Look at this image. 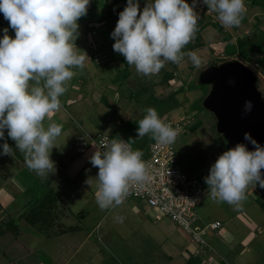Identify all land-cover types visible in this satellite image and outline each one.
I'll return each instance as SVG.
<instances>
[{
  "label": "crops",
  "instance_id": "1",
  "mask_svg": "<svg viewBox=\"0 0 264 264\" xmlns=\"http://www.w3.org/2000/svg\"><path fill=\"white\" fill-rule=\"evenodd\" d=\"M146 2L147 0H140L141 10ZM187 2L192 4L193 0ZM244 3L246 12L240 25L225 29L217 19L218 14L208 11L202 0H198L195 8L199 15L197 31L203 44L192 48L191 51H196L202 62L217 52H224L226 40L223 36L226 34L230 36V42L235 43L237 38L247 35L255 40L264 33V0H244ZM126 4L127 0H93L89 4L87 15L78 21L79 34L82 37L80 39L79 36L75 43L79 49L82 48L79 50L80 54L86 56L85 67L82 70L73 69L74 75L67 82V91L60 97V111L46 118L45 125L49 120H53L63 125V129L55 140L51 153V158L56 164L55 172L47 179H41V185L44 186L42 194L35 196V189H30L27 182L16 173L5 177L4 183L0 185V220L9 217L11 212L7 211L9 215H5V210L11 207L17 195L18 200L21 198V205L13 213L18 216L20 222L41 229L35 231L38 234H35L37 237L35 236L32 243L39 247L37 249L47 261L40 259L35 264H114L106 255V252L111 254V247L116 248L115 253L119 256L116 258L117 264H156L158 261H161L159 264H186L193 257L196 259L200 256L196 253L197 248L195 249L196 245L191 241L190 235L169 218L140 209L130 200H123L122 204L108 210H101L96 203L95 194L98 187L94 177L98 168L92 166L90 156L87 155V152L95 149L92 139L101 131L113 134L112 132L118 129V133L120 130L123 132L133 121L131 108L120 107L118 89L108 88L111 87L110 80H115L120 71L123 72L121 78L132 81V84L135 79L141 80L148 88L143 86L139 100H148L149 95L159 98L160 92L167 91V84L174 80L179 82L175 89L188 85L191 75L198 70L187 57L179 65L165 62L159 73L150 76L141 75L134 66L128 65L125 58L113 50L115 40L111 37L119 13ZM84 18L88 22L86 26L83 24ZM1 24L0 21V27L8 28L9 35L14 38L15 33L8 23ZM3 28L0 29V39L3 37ZM192 43L193 40L190 44ZM85 46L91 51L90 55L86 54ZM90 60L97 66L101 65L99 67L104 71H108L106 79V72L99 73L98 67L90 66ZM166 73H172L168 81L163 79ZM183 83L186 84L182 85ZM129 90L136 93L133 88H128V92ZM92 106L93 112L101 118V124L94 129L86 127L77 119L86 117ZM134 128L135 126L133 132ZM134 134H137V129ZM78 137H83L86 141L82 151H78L75 145ZM1 141H6L13 148L10 163L23 168L26 165L24 155L16 149L15 141L7 134L0 139V143ZM146 141V136L139 139L142 143L140 146L146 145ZM68 147L73 151L70 156L66 152ZM29 174H32L31 177L38 176L34 171ZM90 177L91 185L86 183ZM6 180L12 181V184H6ZM30 190L31 195L28 193ZM247 196L251 198L252 204L243 202L239 209L232 207L231 211L235 212L228 216L225 202L217 203L218 209H222V214L219 215L225 222H221L219 229L208 231V238L212 243H208L209 251L205 252V258L201 259V262L197 260L199 264H264V204L258 203L259 199L263 203V194L257 187H252ZM32 209H35L34 213H44L36 215L35 224L28 218ZM29 216L32 217L31 214ZM45 218L48 220H44ZM44 221L49 222L48 226ZM205 221L207 223L211 220L206 218ZM197 223L202 224L200 217ZM18 233L20 236L22 230ZM139 234L143 236L142 240L137 239ZM94 235L104 245V248H101L103 252L99 248L100 244L93 239ZM48 241L49 249L45 245ZM219 241L222 243L220 247ZM27 250L28 256H31L32 251L30 248Z\"/></svg>",
  "mask_w": 264,
  "mask_h": 264
},
{
  "label": "clouds",
  "instance_id": "2",
  "mask_svg": "<svg viewBox=\"0 0 264 264\" xmlns=\"http://www.w3.org/2000/svg\"><path fill=\"white\" fill-rule=\"evenodd\" d=\"M202 3L218 14L225 29L239 26L246 12L244 0ZM89 4L90 0H0V13L15 33L13 38L5 28L0 39V139L7 130L29 170L41 178L55 172L51 153L63 129L53 120L45 125L46 118L60 111V97L67 91L73 69L85 67L86 56L80 54L75 41L78 21L87 15ZM197 4L198 0L192 4L187 0H147L141 10L140 0H127L111 33L113 50L144 76L159 73L165 62L179 65L185 57L199 69L202 59L197 52L183 51L198 30ZM244 108L250 112L252 101H245ZM137 123L138 139L151 135L160 144H172L179 134L153 107L146 108ZM244 140L247 143H237L219 155L204 178L208 196L235 209L247 199L250 184L264 188V145L249 132ZM132 143L134 140L116 137L101 140L100 146L93 144L96 150L90 163L98 168L95 195L101 210L119 206L132 183L149 179L142 153L133 150ZM12 152L5 141L0 155L12 156ZM86 183L91 185L92 177Z\"/></svg>",
  "mask_w": 264,
  "mask_h": 264
},
{
  "label": "rangeland",
  "instance_id": "3",
  "mask_svg": "<svg viewBox=\"0 0 264 264\" xmlns=\"http://www.w3.org/2000/svg\"><path fill=\"white\" fill-rule=\"evenodd\" d=\"M0 21L2 24L8 23V21L4 19L2 13H0ZM83 24H85V26L88 25L86 18L83 19ZM1 28L3 27H0V29ZM79 36L81 39L82 35L79 34ZM250 38L251 40L254 39L252 37ZM85 51H86V54L89 53L90 55L91 51L87 49V47ZM261 53L262 52L252 53L250 58L244 59L237 53L233 55H227L225 52L223 53L217 52L215 55H211L209 59L207 60L204 59L206 61H203L204 63L202 62L201 68L202 67L205 68L206 66H208L210 62L215 61V60L218 62H221V60H224V59H238L254 71L257 77L256 85L258 89L261 91V93L264 95V60L262 59V61L261 60L259 61V58H261L264 53L263 54ZM90 66L98 67L97 70L99 71V73L106 72L105 79L107 78L108 71H104V69L99 67L101 65L97 66L96 63L91 62ZM198 70H195L193 74L191 75L190 79L192 81L197 77L198 72H199ZM120 72L121 73L117 75L115 80L113 79L110 80L111 87H108V88H111L112 90L118 89V93L120 94V101H119L120 107L129 106L131 108V112H133V117H132L133 121L131 122L132 123L131 125L126 126L123 132L121 130L119 132L123 134L124 138H127L128 140H134V143H132V145L136 149V146H140V144L142 143L139 142L137 134L135 135L134 132L136 129H138L137 122L140 119H142L143 116L145 115L146 108L148 107L155 108L163 122H165L169 118L174 119V120L182 119V121H185V125H184L185 131L180 132L176 138V141L174 142L176 151L179 155L178 165L189 176H198L201 179H203V181L205 182L204 178L207 175H209L212 164L215 163L219 155H221L224 151L228 150L226 148L225 141L222 137V134L218 132L217 130L216 117L214 113L211 112L206 107H204V105L202 104L203 96L207 94L210 89L209 85L200 83L199 85H193L191 88H185L184 92L183 91L179 93L176 92L178 96L175 95L176 101H175V104H172V102H170L169 100H164V98L165 96H167L168 93H171L175 89V87H178L179 82H177V80L176 81L174 80L170 84H167V86H169L167 91L164 90L163 92H160L158 100L154 99L153 97H151L150 100L149 99L139 100L140 96L142 95L140 93L142 92V89L144 88L143 86H145V88H148V87L144 85L145 83H143L139 79L138 80L135 79L134 80L135 82L132 84V81L126 80L124 79V77L121 78V75L123 72L122 71ZM120 83L122 87L119 88ZM185 84L186 83H183L182 85H185ZM107 85L108 84H106V86ZM96 87H97V84H96ZM128 88L135 89L136 93L132 92L131 90H129L128 92ZM156 92L157 93L159 92L158 89H156ZM185 92L187 93L185 94ZM93 109L94 108L92 106L91 110L88 112L86 117L81 116V117H77V119L80 120L86 127L94 129L96 127H99V125L101 124L100 123L101 118L100 116L97 115V113L93 112ZM78 115L79 114H77V116ZM134 126L135 128L133 132L132 130ZM6 134H7V130H5V135ZM146 138H147L146 142H149L150 140H152L151 135H146ZM1 143L3 144V141H1ZM1 143H0V153H2ZM67 143L69 144V142ZM94 151L95 149L90 150L89 152H87V155L91 157ZM66 152H67V155L70 156L73 153L72 148L68 147ZM78 154L80 155L81 153H78ZM11 158H13V154L12 156L0 155V185L2 182L4 183L3 180L5 177H8L12 173H16L17 175L20 176L19 178L27 182L28 187L30 189H35L36 192L33 193L35 196L36 195L40 196L43 192L42 190H44V186L41 185L42 178L41 177L37 178L38 176L31 177L32 174H29L31 171L29 170L27 165H24L23 168H20L18 164L13 165L10 163V160H9ZM7 182L9 185L12 184V181L6 180L5 183L7 184ZM252 187H257L260 190L261 194H263V197H262L263 203L260 201V199L258 203L264 204V188H260L258 185L255 186L254 184H250L246 190V196H247L248 190ZM31 191L32 190L28 192L30 195H31L30 193ZM35 196H33V199H35ZM250 200L251 198L247 196V199L243 202L251 203ZM130 202L135 203L140 209H143L146 211V208L144 207V203L141 200L131 199ZM217 203L218 202H216L215 200H209L207 198L203 199L201 205L198 207V210H197V213L202 221L201 225L206 223L205 221L206 218H208V221L210 220L213 221L214 219L217 218L221 222H225L223 217L220 216L222 214V209H218ZM22 204H23V201H22ZM225 204L227 205L226 208H228L226 210L227 216L232 215L235 211H231L230 208H232L233 206H230L227 203ZM253 204L255 203L253 202ZM20 205H21V198L18 200V196L16 195V199L14 200V203L11 205L10 208H8L9 206H7L8 209L5 210V215L8 214L7 211L11 212L9 213L10 215L8 214L9 217L6 219L2 218V220L4 219L3 221L0 220V264H35L36 261L40 259L47 261V259H45V256L37 249L39 247L35 246L34 243H32L35 241V238L37 237L35 234H38L35 231H39L41 229H39L38 227L35 229V226L30 227L28 224H24L20 222V220L18 219V216H16V214L13 213L15 212L14 210L18 209ZM41 214L44 215V213H34L33 216L41 215ZM45 216L47 217V215ZM147 217L150 218L148 215ZM44 220H48V218H45ZM48 223L49 222L44 221V224L46 226H48ZM10 224H11V227H7ZM20 229L22 230V234L18 236L19 234L18 231ZM210 230L211 229H206V232L203 235V238L206 240L207 243L209 242L212 243V240L208 238V234H207L208 231ZM4 231L5 233H3ZM96 237L97 236L94 235L93 239L96 240L100 244L99 248L101 252H103L101 248H104L103 247L104 245L101 242H99V239L97 240ZM137 239L142 240L143 236L139 234L137 236ZM45 245L48 249L50 248L49 241L48 243H45ZM218 245L219 247L222 245L221 241L218 242ZM27 248H30V250L32 251V253L30 252L31 256H28ZM111 250H112L111 254L106 252V255L112 260L114 264H117L118 262L116 258H118L119 256L115 253L116 248L113 249V247H111ZM196 253L199 254L198 251ZM202 255L203 256H201L200 254L198 258L195 259V257H193L192 259L199 260L201 262V259H204L207 254L205 253ZM159 262L161 261L156 262V264H159Z\"/></svg>",
  "mask_w": 264,
  "mask_h": 264
},
{
  "label": "built area",
  "instance_id": "4",
  "mask_svg": "<svg viewBox=\"0 0 264 264\" xmlns=\"http://www.w3.org/2000/svg\"><path fill=\"white\" fill-rule=\"evenodd\" d=\"M92 1L90 0V3ZM164 123L179 129V133L185 131V121L182 119L169 118ZM116 137L129 141L105 131L99 132L92 140L96 146H100L101 140L110 141ZM85 142L83 137L76 139L75 145L78 151L83 150ZM131 147L133 149L132 144ZM140 152L148 166L149 179L143 183H132L124 200H141L147 211L169 218L190 235L198 253L204 254L208 250V243L203 238L206 229L214 230L221 225L218 219L203 225L197 223L198 207L203 199L210 198L207 184L200 177L189 176L180 168L179 155L174 143L160 144L152 139Z\"/></svg>",
  "mask_w": 264,
  "mask_h": 264
},
{
  "label": "water",
  "instance_id": "5",
  "mask_svg": "<svg viewBox=\"0 0 264 264\" xmlns=\"http://www.w3.org/2000/svg\"><path fill=\"white\" fill-rule=\"evenodd\" d=\"M199 80L210 87L204 105L214 113L217 130L228 147L247 143L246 132L264 145V95L256 85L254 71L238 59H229L205 67ZM248 100L253 103L250 112L244 108ZM248 147L251 149L252 145Z\"/></svg>",
  "mask_w": 264,
  "mask_h": 264
},
{
  "label": "trees",
  "instance_id": "6",
  "mask_svg": "<svg viewBox=\"0 0 264 264\" xmlns=\"http://www.w3.org/2000/svg\"><path fill=\"white\" fill-rule=\"evenodd\" d=\"M223 38L226 40V44H225V47H224V52L227 54V55H233V54H239L242 58L244 59H247V58H250L251 54L252 53H258V52H262V54L264 53V33L260 34L258 38H256L255 40H251V38L249 36H244V37H240V38H237L236 42L233 43V42H230V36L229 35H224ZM191 43V42H190ZM188 44L186 45L185 49H183V51H191L192 48L196 47V46H200L202 45V41L200 40L199 36H198V31L195 33V37L193 39V43L192 44ZM262 59L264 60V54L262 55L261 58H259V61ZM226 60H229V59H224V60H221L222 61H226ZM217 63H220L218 61H212L210 62L208 65H211V64H217ZM261 63V62H260ZM207 67V66H206ZM204 69V67L202 68H199V72H198V75L197 77L191 82L188 83V85L186 86H181L180 88H177V89H174L171 93H169L165 98L164 100H169L170 102H172V104H175V94L176 92H179L181 90H184L185 88H191L193 85H199L201 82L199 80V75L201 73V71ZM172 77V73H166L164 76H163V79L165 81H168L170 78ZM207 94H205L202 98V104L204 105V99L206 97ZM138 97V96H137ZM151 97H153L154 99H159L157 98L156 96H153V95H149V100L151 99ZM170 105V104H169ZM175 106V105H174ZM169 107V106H167ZM205 107V105H204ZM114 135H118L119 136H122L123 134H120L118 133V129H115L114 130ZM124 137V136H123ZM223 137V135H222ZM127 139V138H126ZM224 139V137H223ZM225 141V145H226V148L229 149L228 145H227V141L224 139ZM148 143V142H147ZM147 145V144H146ZM146 145H143V146H136V149L134 148L133 146V149L134 150H139V151H142L145 149ZM45 201V199H44ZM43 201V203H44ZM41 203V204H43ZM45 206V204H44ZM34 212L35 209H32V211L28 214V218L32 221V224H35V216L34 215ZM32 215L29 216V215ZM7 227H11V225H8ZM193 260V261H192ZM195 259H190L187 261L186 264H199L200 262H198L197 260ZM192 262V263H191Z\"/></svg>",
  "mask_w": 264,
  "mask_h": 264
}]
</instances>
